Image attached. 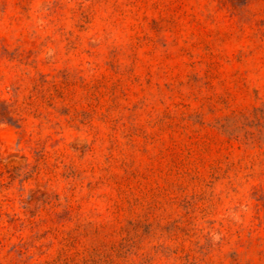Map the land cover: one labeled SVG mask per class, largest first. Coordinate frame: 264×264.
Here are the masks:
<instances>
[{
    "label": "rangeland",
    "instance_id": "obj_1",
    "mask_svg": "<svg viewBox=\"0 0 264 264\" xmlns=\"http://www.w3.org/2000/svg\"><path fill=\"white\" fill-rule=\"evenodd\" d=\"M0 264H264V0H0Z\"/></svg>",
    "mask_w": 264,
    "mask_h": 264
}]
</instances>
